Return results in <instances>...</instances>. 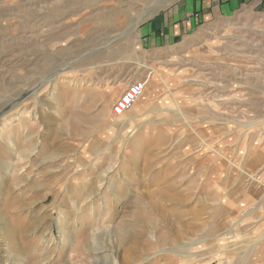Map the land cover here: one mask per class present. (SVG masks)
Wrapping results in <instances>:
<instances>
[{
  "label": "rangeland",
  "instance_id": "obj_1",
  "mask_svg": "<svg viewBox=\"0 0 264 264\" xmlns=\"http://www.w3.org/2000/svg\"><path fill=\"white\" fill-rule=\"evenodd\" d=\"M178 1L0 0V264H264V10Z\"/></svg>",
  "mask_w": 264,
  "mask_h": 264
},
{
  "label": "crops",
  "instance_id": "obj_2",
  "mask_svg": "<svg viewBox=\"0 0 264 264\" xmlns=\"http://www.w3.org/2000/svg\"><path fill=\"white\" fill-rule=\"evenodd\" d=\"M250 6L264 10V0H179L145 22L146 44L152 48L174 46L193 37L210 19L232 16Z\"/></svg>",
  "mask_w": 264,
  "mask_h": 264
},
{
  "label": "built area",
  "instance_id": "obj_3",
  "mask_svg": "<svg viewBox=\"0 0 264 264\" xmlns=\"http://www.w3.org/2000/svg\"><path fill=\"white\" fill-rule=\"evenodd\" d=\"M145 83L134 82L123 91L112 106V114L116 117L123 116L129 111L144 91Z\"/></svg>",
  "mask_w": 264,
  "mask_h": 264
},
{
  "label": "bare ground",
  "instance_id": "obj_4",
  "mask_svg": "<svg viewBox=\"0 0 264 264\" xmlns=\"http://www.w3.org/2000/svg\"><path fill=\"white\" fill-rule=\"evenodd\" d=\"M27 22H28V21H27ZM233 214H234V213H233ZM214 222H215V221H214ZM82 224H83V223H81V225L79 226V228L77 229V231H80V230H81V228H82V226H83ZM214 227H215V226H214ZM214 227H213V228H214ZM221 227H222V226H221ZM216 229H219V228H216Z\"/></svg>",
  "mask_w": 264,
  "mask_h": 264
}]
</instances>
